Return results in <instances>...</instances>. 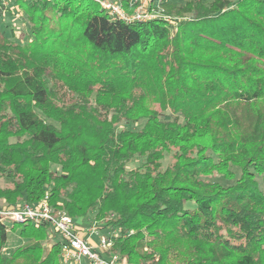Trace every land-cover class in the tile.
Here are the masks:
<instances>
[{
  "label": "trees",
  "instance_id": "obj_1",
  "mask_svg": "<svg viewBox=\"0 0 264 264\" xmlns=\"http://www.w3.org/2000/svg\"><path fill=\"white\" fill-rule=\"evenodd\" d=\"M9 1L30 35L0 29V202L93 214L129 264H264V0H153L163 17L131 23ZM50 234L0 220V264H64Z\"/></svg>",
  "mask_w": 264,
  "mask_h": 264
},
{
  "label": "built area",
  "instance_id": "obj_2",
  "mask_svg": "<svg viewBox=\"0 0 264 264\" xmlns=\"http://www.w3.org/2000/svg\"><path fill=\"white\" fill-rule=\"evenodd\" d=\"M113 19L131 23L146 22L163 17V10L155 6L153 0H129L132 12L112 0H93ZM169 20V17H165ZM0 220L4 223H31L35 226L49 224L52 231L61 237V257L64 264H129L122 261L117 254H111L110 249L118 233L116 231L103 233L96 244L89 242L95 230H91L88 239L79 232V226L74 218L66 213L55 210L48 196L36 204L21 203L8 208L0 205ZM102 233V232H101ZM82 235V236H81ZM53 238L52 234L48 240Z\"/></svg>",
  "mask_w": 264,
  "mask_h": 264
},
{
  "label": "rangeland",
  "instance_id": "obj_3",
  "mask_svg": "<svg viewBox=\"0 0 264 264\" xmlns=\"http://www.w3.org/2000/svg\"><path fill=\"white\" fill-rule=\"evenodd\" d=\"M112 1L119 2L121 5H123L127 9V7L120 0H112ZM156 1L159 2L161 0H156ZM178 1H182V0H178ZM206 1L209 2L210 0H206ZM6 5L9 8V10L4 11L0 9V29L4 31V33L9 38L16 40L17 42L22 43V44L26 43L30 35V28H29V24L27 22L25 13L21 9L17 8L15 3L12 1H9V0L6 1ZM128 5H129V8H131V10L127 9V11L132 12L134 7L130 6L129 0H128ZM124 126L132 127L134 129H140L143 126V123L141 122V123H138L132 126L130 125H124ZM135 165L136 163H132L130 164V167H134ZM214 180L220 182L223 185H231L234 182V181L226 182V181H222L221 179H214ZM260 183H261V187L264 189V179H261ZM4 203H5L4 201H1L0 205L3 206L5 205ZM87 220L84 222L82 220L81 221L76 220L77 225L79 226V232L81 231L82 235L84 234L85 238L87 239H88V235L86 234H90L91 232L90 229L95 230V232H98V233H94L92 236H90L91 238H89V242L91 244L92 243L96 244L99 240V236L103 233H106V231H103V229H101L100 224L94 223L93 214H91ZM52 236L53 238L51 240H48V243H47L48 248L51 247V244L53 243V241L61 240L60 235L56 234L53 231H52ZM25 241L26 240L20 238L19 230H16L15 232L10 233V241H9L8 247L5 248L4 253L7 254L13 251L15 248H17L19 245H21ZM62 262L64 263L63 260Z\"/></svg>",
  "mask_w": 264,
  "mask_h": 264
}]
</instances>
